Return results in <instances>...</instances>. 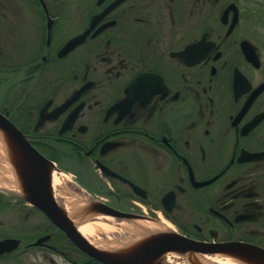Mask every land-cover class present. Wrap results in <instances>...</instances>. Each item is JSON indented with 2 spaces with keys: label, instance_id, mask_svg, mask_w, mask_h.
<instances>
[{
  "label": "flooded vegetation",
  "instance_id": "flooded-vegetation-1",
  "mask_svg": "<svg viewBox=\"0 0 264 264\" xmlns=\"http://www.w3.org/2000/svg\"><path fill=\"white\" fill-rule=\"evenodd\" d=\"M0 115L43 160L10 159L0 264H104L37 207L50 166L104 217L264 264V0H0ZM170 253L199 254L146 264Z\"/></svg>",
  "mask_w": 264,
  "mask_h": 264
},
{
  "label": "bare ground",
  "instance_id": "bare-ground-1",
  "mask_svg": "<svg viewBox=\"0 0 264 264\" xmlns=\"http://www.w3.org/2000/svg\"><path fill=\"white\" fill-rule=\"evenodd\" d=\"M14 146L6 134L0 130V187L21 194L19 177L10 164L15 154ZM49 185L52 198L61 212L74 226L80 236L98 251L113 257L121 258L125 253L133 251L142 243L161 235L174 233L166 223L149 221H118L104 216H97L88 222H82L76 215L87 197L84 191L75 187L68 176L57 171L53 166L49 169ZM188 258L199 264H254L234 255H202L170 253L156 259L154 264H190Z\"/></svg>",
  "mask_w": 264,
  "mask_h": 264
},
{
  "label": "water",
  "instance_id": "water-1",
  "mask_svg": "<svg viewBox=\"0 0 264 264\" xmlns=\"http://www.w3.org/2000/svg\"><path fill=\"white\" fill-rule=\"evenodd\" d=\"M76 39L69 42L63 49L62 52H66L71 49L75 45ZM0 130H2L6 135L12 136V144L15 146L14 151L15 154L12 155L18 156L25 160V162L21 165L14 166L18 173L24 175L28 174L30 177L32 174L37 172L38 168L42 165V157L31 149L19 131L10 124L2 115H0ZM11 157V159H12ZM11 161V160H10ZM13 161V160H12ZM47 196L49 198V203L47 205H37L39 209H41L47 217L52 221L53 224L58 226L61 230H63L72 241H74L78 246L85 247L86 249L93 252L99 261L104 264H146L149 261L153 260L160 254L168 250H181V251H192L197 253H202L203 255H212V251L204 247L200 248L198 244H186L184 239L175 236V235H161L154 237L138 247H136L133 251L125 254L122 259L121 258H113L110 257L97 249L91 246L86 240H84L80 234L76 231L74 226L70 223V221L65 217V215L58 208L56 203L54 202L52 196L49 195L46 190ZM105 207L96 202H89L85 204L82 208L77 211V216L82 222H88L97 216H104ZM116 215H120L116 212H113V217ZM120 220L127 222H134L135 220L144 221L146 219L134 216L128 217H120ZM8 240L0 242V247L3 248L8 244Z\"/></svg>",
  "mask_w": 264,
  "mask_h": 264
},
{
  "label": "snow or ice",
  "instance_id": "snow-or-ice-1",
  "mask_svg": "<svg viewBox=\"0 0 264 264\" xmlns=\"http://www.w3.org/2000/svg\"><path fill=\"white\" fill-rule=\"evenodd\" d=\"M193 54L195 52L193 51ZM158 85L153 80H139L133 83L130 87V95L133 100L140 96L150 94L153 90H156Z\"/></svg>",
  "mask_w": 264,
  "mask_h": 264
},
{
  "label": "rangeland",
  "instance_id": "rangeland-1",
  "mask_svg": "<svg viewBox=\"0 0 264 264\" xmlns=\"http://www.w3.org/2000/svg\"><path fill=\"white\" fill-rule=\"evenodd\" d=\"M66 175L68 176L70 182L73 184V181H72L73 179H72V177H71L70 175H68V174H66ZM125 254H128V253H125ZM125 254H124V255H125ZM124 255H123V256H124Z\"/></svg>",
  "mask_w": 264,
  "mask_h": 264
}]
</instances>
